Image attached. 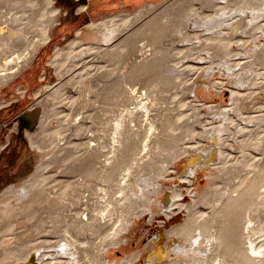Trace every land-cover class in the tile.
<instances>
[{"label":"bare ground","instance_id":"1","mask_svg":"<svg viewBox=\"0 0 264 264\" xmlns=\"http://www.w3.org/2000/svg\"><path fill=\"white\" fill-rule=\"evenodd\" d=\"M21 1L20 6L16 7L13 4V0H0V87L9 83L31 65L40 47L45 45L51 38V27L54 23L58 22L59 11L53 6L54 0H42V5H39L35 0ZM195 1L197 0H183L179 4V6L182 4L181 6L184 8V14L179 20L176 19L175 23H171L175 31L178 32L172 37L168 35L171 33V31H168L171 25L165 26L158 20L159 22H157L158 25L156 24V29L155 25L152 24L151 27L154 29L150 37V43L145 31L139 33L140 37V34L143 32L145 33L141 38H139L137 30L126 35L135 22L144 16L143 10L138 12L136 18H131L130 16L127 22H124V19L118 21L115 18L113 20L107 19V21L92 22L88 24L84 30L79 31L78 34L83 36L86 40H94V44L88 45L87 48H80V50L77 51V56L93 54L94 50L97 51L102 46H107L104 58L107 59L106 61L110 64H115L120 63L125 55L122 46L132 51L135 49V46H142L141 49L142 52H144L146 51V46H150L151 44L153 46H159L161 42L169 41L170 39V42H172L171 50L174 51L173 46L179 42V38L186 40V43H190L194 40L196 42L195 45H200L198 46L199 49L197 48L198 50H201L204 46L211 48L216 56L222 53L233 56L234 51L231 48L234 44L236 45V43H238V40L236 38V40H234V38L228 39L224 37L223 28L227 27L229 30H233L236 27H249L252 24L257 25L258 18H256V16L258 12H264V10L256 11L259 5L258 0H252L253 4H249V7L244 5V7H242L239 2L241 0H229L230 5L232 1L234 2V5L230 7V12L228 14H226V12L222 13L219 17V10L221 9V12L224 9V6H219V1L221 0H198L202 4L203 9L213 8L215 14L213 16H206L203 11L202 13L199 12V14L194 12L190 15L195 20L194 28L198 30L191 36V32L188 30L191 26L188 28L186 25L189 19L186 21L184 15L194 10L193 3ZM260 7L261 6H259V8ZM201 31H207V33L201 34ZM250 32L251 30H249V33ZM255 32L257 34V31ZM211 33L214 35H209ZM123 35H126V37L116 43ZM250 38L251 37L248 39ZM73 45L83 46L81 42H74ZM243 45H245V43ZM192 48L195 50V47ZM171 50H169V52ZM169 52L166 51V54L164 53L161 56L157 54L151 57L147 56L146 60L144 59L145 61L140 65L131 66L128 62L126 63L124 61L126 64L122 65L120 68V77L115 80L113 79V81L109 82V85H106L109 87V91L112 93L114 92L120 98L121 102L120 104L118 103L117 106L122 104L124 108L122 110L119 109L120 112L118 111L119 113L112 116V118L109 113V116H107L108 122L104 117L105 112L103 115L101 114L102 118L105 120V122H103L104 120L102 119L103 124L108 127L110 126L109 142L107 145L102 141L94 144L91 142V146H89L88 143V148L90 147L92 153L87 155L86 161L84 160L85 163L83 162L84 164L80 163L78 166L74 165L76 163L72 164V157L75 156L73 149L76 150V148L73 147V144H68L69 139L63 132L58 133L57 140L54 141V143L48 144L41 142L39 136L46 132L39 131L34 134L27 133L32 148L41 156V168L47 165L45 162L48 161L49 163L51 161V163L53 162L54 164L56 163L62 166L67 165L71 172L84 173L86 177L92 174L96 176L95 178L98 177L103 183H101L99 189L96 186L98 193L95 195L93 194L94 196L84 197L82 203L76 199L77 197L71 200L68 199L66 194H64L65 192H59L58 186L54 187L51 191H44L43 182L45 177H42L40 171H38L39 173H34L24 184L12 185L8 188L0 195L1 218H6L7 216V220H5L7 222L9 219L8 217L15 219L14 217L18 216L20 217L19 219L22 218L28 222L30 221V226L36 224L38 227L35 226L38 229H34V232L30 234L25 233L22 235L26 238L25 240L29 239L27 242L24 240L26 245L21 244V246H24V248L22 247V251H20V248L17 246L13 247L12 244L11 246L13 248H9V245H7L9 247L6 249L3 247L5 251L3 256H0V263L7 262V259L10 260L11 256L13 260L16 258L13 264H57L60 261V258L55 257L56 251L53 250L43 255L32 253L33 250H38L43 247L53 248L44 245L48 240H38L40 239L38 237L39 233H48L45 227L49 218L46 217L43 219L39 211L43 206L50 207V204L52 205V203L59 202L60 204L58 207L60 210L69 209L70 213L68 217L71 221L70 224L65 226L62 230V235H60L64 241L63 253L76 255L75 261H77L78 264H106V257L103 256V252H105L106 248L109 246H119V244H121V242L118 243L119 237L122 236L120 234L132 230L133 224H131V222L133 221V217L140 218L142 213L143 215H149L148 224L150 226L157 220V223L152 226L154 232L152 241L155 242L149 243L145 248V251H149L148 248L150 245H152V243L155 244V247H152L154 252L149 253L146 258V264H264V191L262 190L264 188V154L263 158L257 163L251 162L250 160H248L250 162L246 161V169L250 172V174H247L249 175L247 177H250L248 183L241 181V185L239 184L240 186L237 188L234 187L233 190H229L227 187V190L223 191L220 196L217 195L219 194L217 189L214 191L212 190L213 192L210 190L209 192L205 191L199 196L196 202L194 201L190 206L187 205L188 207L181 201V196H183L182 190L187 188V185L194 181V179H198L199 172H208V170L213 168L211 165L214 164L216 159L221 161V163L223 162L220 166L216 165L217 168L224 166L227 169V158L229 155L222 148L226 146V142L229 140V136H224L228 130L231 131L229 128H231L233 124L232 115L235 114V116L237 115V117L245 121L252 120L255 124L258 121L264 122V114L256 115L253 119L242 115L243 107L247 108V104L241 98L242 94L236 91L230 92L233 97V104L230 107L231 111H229V108L219 109V111L214 114L218 119V122H215L221 125L215 126L214 124H209L203 132L202 138L209 144V147L207 149L201 147L195 152L193 151L192 156L188 155L187 160L183 162V166H185L184 173L190 179L184 180L182 178V180H180L182 183L179 184L180 189L177 190L176 188V190H171L172 193L170 196L167 195V193L166 200H164V198L160 201H156V199L150 196V193L154 190L156 191L155 196L158 194L157 198L161 197L159 194H161L160 189L162 185L157 181V178H159L161 174L166 177V174L171 168L169 167L170 162L177 161L179 156L184 154L185 147H181L180 143L184 137H189V139H192V141H190L193 143V139L196 137L198 138L200 135L194 132L193 126L198 122L196 121L198 119V114L195 110L187 115V118L191 117L192 119L190 123H187V118L183 119V114L177 112L185 105L182 101L183 96L179 94L178 91H185L186 89V92H195L197 94L196 97L201 98L204 95L203 87H207L206 81L200 82L201 85H203L201 86L202 88H200L203 94L199 95L201 90L196 88L199 85L196 86L192 84L193 86H188L191 76L194 75L197 69L194 65H188L185 68L182 66L183 68L179 71H183V73H181L183 77L177 73L173 78H169L170 76L167 77V75L165 76L162 74L164 71L161 72L160 66L162 62L167 60ZM66 54H68V51L58 48L53 61H59L62 57L64 58ZM195 57L197 58L198 56ZM234 66L235 65H232L230 68L233 70L235 68ZM103 71H105L106 74L114 73L110 68ZM254 71L253 73H255ZM232 74L233 77L235 75L238 77V74L235 72ZM256 75L257 74H255V76ZM57 76L59 79H63L64 72L59 71ZM142 77L148 79L150 84L149 88H147L148 83L146 86H133V84L138 79H142ZM261 81L263 82V80ZM69 82L64 83L62 86H65V84ZM91 82L92 81H86L83 83L81 81V84L76 86L77 91L80 96H82V100L79 101L75 107H72L74 122H77L79 119L89 118L90 115L87 113L89 110L93 111L92 116L95 121L96 118H100L96 110L99 105L97 106L95 99L91 100L90 95L93 94L97 98L101 97L102 95H99L101 87L96 89L98 84L96 83L97 85H93ZM76 83H78V81ZM233 83H235V81ZM106 89L108 88L106 87ZM106 92L108 93V91ZM56 95H58V93ZM61 95L62 94L59 95L60 98ZM207 96H209V94ZM210 97L212 98L213 94H210ZM62 100H64V97H62ZM100 100H103V98ZM105 100H103L104 103L106 102ZM103 102L101 101V103ZM64 104H67V102ZM107 104L109 103H105V105ZM103 105L99 106L102 110ZM206 105L207 104H203V106ZM210 106L209 112L212 114L216 105ZM105 111L107 112V109ZM39 115V108L34 107L27 111L26 120L28 121L29 129H34V127L37 126ZM92 116L90 118H92ZM112 121H114V123ZM97 122H99V120ZM257 126L256 124L254 128H257ZM104 127L105 126L100 130V133L103 132V134H101L100 137L97 136L98 138L104 139L106 137L105 133L109 132L108 130L106 131ZM78 130L80 131V129ZM74 131L76 132V128ZM93 132L94 130H92L91 135L95 138L96 136L94 137ZM47 135L48 134H45V136ZM96 138L95 140H98ZM241 142H243V140H241ZM241 142L239 140L240 145ZM227 146L229 145L227 144ZM106 147H108L107 153L104 151V153H102L101 150L104 148L106 149ZM190 148L193 149L195 146ZM244 152L247 153L246 151ZM102 157L104 158L102 159ZM39 167L40 166H38V168ZM231 171H233V169ZM214 178V175L210 176V179L213 180ZM210 185L211 183L209 184L211 188ZM236 189L240 190L235 194ZM117 193L120 195H116ZM216 195L218 197H216ZM162 196H164V194ZM213 196L216 199L212 201L210 199ZM186 198L187 197L183 196V199ZM209 200L210 203H213L211 207L212 214L210 216H205L196 206L197 203H205ZM79 202L80 205L84 206L86 213L84 219L81 218L83 212L78 213L77 210H73V207H78ZM162 206L164 207L159 210ZM139 207H143V210H139ZM137 208L139 211H137ZM116 211L121 213L122 217L119 226L116 225L114 218ZM256 219L260 220L257 225L254 222ZM161 220L165 221V225ZM40 221L43 222L45 226H42L43 223L41 224ZM39 225H41L42 228H39ZM167 226H170V229H166ZM197 228H200L202 231L200 235L207 238L206 245L202 244V240L201 242H189L185 247V242L195 237L194 233ZM7 229L10 230L11 228L9 229L7 225L6 227H1L0 234L1 231L3 233L7 232ZM180 235L184 237V240L179 238ZM23 237H21V239ZM173 237L176 238L175 243L172 248L170 247V251L167 250L166 252L165 249L163 250V244L169 245L166 243V240H172ZM97 240L101 241L97 243ZM127 240L129 239L126 238L125 242ZM1 245L0 243V246ZM3 245H6V243ZM18 246L20 247V245ZM58 251L60 250H57V252ZM171 251L177 256L176 259L169 258L168 255ZM50 252L53 253L49 255ZM47 255L51 258H49L50 260H48V257H45ZM141 255V252L132 254L125 260L124 264H136L137 260L141 258ZM182 256H184V259L180 258ZM45 259H47V262Z\"/></svg>","mask_w":264,"mask_h":264},{"label":"rangeland","instance_id":"2","mask_svg":"<svg viewBox=\"0 0 264 264\" xmlns=\"http://www.w3.org/2000/svg\"><path fill=\"white\" fill-rule=\"evenodd\" d=\"M181 1L183 0H54L53 1L54 8H56L59 11V17L57 19L58 22L54 23V25L50 29L51 38L45 45L40 47L39 52L37 53L35 59L32 61L29 67L23 70L17 77H15L9 83L0 87V195L3 194L12 185L24 184L26 180H29L30 177H32L34 173L36 174V172L38 171H40L42 177H45V180L43 182V188H45L44 191L45 190L47 192L51 191L52 189H54V187L58 186L59 192L61 193L65 192L64 194H66V197H68V199L71 200L77 197L76 199L81 201V203L84 197L94 196L96 193H98V189L99 187H101V183L103 182L99 180L98 177H97L98 179L95 178L96 176H93L92 174H89L86 177L84 173L71 172V170L68 169L67 165H63L64 166L63 167L60 164H56V163L54 164L53 162L51 163V161L49 163L48 161L45 162L47 165H44L41 168V164H42L41 156L36 150L32 148L27 133L34 134V133H38L39 131L46 132L44 134H40L39 136L41 142L48 144V143H54V141L57 140L58 133L63 132L70 140V142L68 140V144L71 143L74 145L73 147L76 148V150L73 149L75 156L72 157L73 161L71 162L72 164L76 163L74 165L77 166L80 163L84 164L86 161L85 159H87V155L88 154L90 155V153H92L90 147L88 148V143L89 146H91L92 145L91 142H93L94 144L99 141H102L104 142L105 145H107L109 142L108 138L111 130H110V126L108 127L104 125L103 122H105V120L106 121L108 120L107 116H109V113L112 118V116L118 114L120 110H122L124 107L122 104L120 106H117L118 103L120 104L121 102L120 98L114 92L112 93L111 91H109V87L106 85L107 84L109 85V82L113 81V79L115 80L116 78L120 77L121 74L120 68L122 65H125L127 62L131 66L140 65L143 61L146 60L147 56L151 57L156 54L158 56H161L164 53L166 54V51L169 52V50H171L172 42H170L171 40L169 39V41H165L166 43L164 41L161 42L159 46H153L151 44L152 46L151 45L146 46V51L144 52H142L141 49L142 46H135V49H133V51L130 50L129 48L122 46L125 55L121 59L120 63L110 64L109 62L106 61L107 59L104 58L107 46H102L97 51L94 50L93 54L77 56V51H79L80 48H85V47L87 48L88 45L94 44V40L93 41L86 40L83 36L79 35L78 32L84 30L88 26V24L92 22H100L104 20L107 21V19L113 20L114 18L118 21H122L124 19L123 21L127 22L130 16L131 18H136L138 12L140 10H143L144 16L140 20L135 22L133 27L129 29L130 31L128 30L126 35H128L132 31L137 30L139 36V33H141V31H145L147 34L146 36H148L147 37L148 41L150 43L151 40L150 37L154 29L151 26L153 24L157 29L156 27L158 25L157 22L160 21L162 22L161 24L165 26L171 25V28H168L169 29L168 31H171V33L170 32L167 33H170L168 35L172 37L174 34H177L178 32L175 31V28L171 23H175L176 19L179 20L180 17H182V15L184 14L183 13L184 8L183 6H181L182 4L179 6ZM13 2H14L13 3L14 6L17 7L20 6L22 1L13 0ZM35 2H37L39 5L43 4L42 0H35ZM239 2L242 7L244 6L249 7V4H253L252 0H241ZM231 3H232L231 5H234L233 1ZM263 3L264 0H258L259 5L256 9L257 12L258 10H264ZM231 5L229 4V0L219 1V6H224L223 11L220 12L221 9L219 10L220 13L219 17L221 16L222 13L226 12V14H228L230 12ZM259 6L261 7L259 8ZM193 8H194L193 11H190L188 12L189 14L184 15V19L186 21L189 19L186 22V25L188 28L191 26V28L188 29L189 32H191L190 33L191 36H193L195 31L198 30L194 28L195 20L190 15H192L194 12L196 14L197 13L199 14V12L202 13L203 11L206 16L207 15L213 16L215 14L213 8L203 9L202 4L198 0L193 3ZM256 18H258L257 25L260 23L258 26L256 24L255 25L252 24L249 27L241 26V27H236L233 30H229L227 27L223 28L222 31L224 32L223 35L224 37L228 39L234 38V40L236 39L238 40V43H236V45L234 44L231 48L234 51L233 56L223 53L217 54L216 56L214 52H212L211 48H207L203 46L202 49L200 48L201 50H198L199 49L198 46L200 45L199 44L195 45L196 42L194 40H192V42L190 43L189 42L186 43V40L179 38L178 39L179 42H177L174 45L175 48L173 46L174 51L171 50L168 54L170 58L167 55V60L162 62L160 66V70L161 72L164 71L162 74H164L165 76L166 75L167 77L170 76L169 78H173L177 74L182 76L181 73H183V71H179L180 69H182L183 67L185 68L188 65H194L195 67H197L195 71L196 73L194 72V75L191 76V79L188 82V86L199 85L196 88L200 89L202 88L201 86H203L201 85L200 82L206 81L207 87L206 88L203 87L204 95L201 98H197L196 97L197 94L195 92H190V93L186 92V89L185 91L184 90L178 91V93L183 96L182 97L180 95L183 98L182 101L185 105L180 109V111L178 110L177 112L183 114V119H184L187 118V115H189L195 110V112L198 114V119L196 120L198 122H196L193 127H194V132L200 135L198 136V138L197 137L195 138L196 140L193 139V143L191 142L192 139H189V137L187 136H185L184 139L180 142L181 147H185L186 151L183 149L184 154H181L177 161H174L172 163L170 162L169 167L171 168L169 172L166 174V177L165 175L161 174L160 177L157 178V181L162 185L160 189L161 194H159L161 195V197L157 198L158 194L155 196L156 191L154 190H152V192L150 193V196L156 199V201H160L161 199L164 198H165L164 200H166L167 195L170 196V194L172 193L171 190H176V188L177 190H179L180 189L179 184L182 183L180 182L182 178L184 180L190 179L184 173L185 166H183V162L187 160L188 155L192 156L193 151L195 152L201 147L205 149L209 147V144L206 143L205 139L202 138L203 132L205 131L206 126H208L209 124H214L215 126L221 125L220 123H217L218 119L217 116L214 114L218 112L219 109L229 108V111H231L230 107L233 104L232 101L233 97L232 94L230 93L231 91H236L239 94H242L241 98L247 104V108L243 107L242 109L243 116L250 117L253 119L256 115L264 114V75H263L264 74V59H263L264 58L263 55L264 22H261L264 21V12L263 13L258 12ZM249 30H251L250 33ZM255 31H257V34ZM201 32H202L201 34L207 33V31H201ZM252 32L255 33L256 35L253 34ZM126 35L125 36L123 35L121 39H119L116 43H118L120 40H123L126 37ZM140 35L142 37L145 35V33L143 32ZM209 35H214V34L211 33ZM254 35L256 39L254 38ZM141 37L139 36V38ZM249 37H251L252 39L251 38H250L251 40L248 39ZM74 42H81L83 46L81 47L75 46L73 45ZM244 43L245 45H243ZM192 47H195V50ZM58 48L68 51V54H66L64 58L62 57V59L60 60L58 59L59 61L56 62L53 60L55 59L56 51L58 50ZM195 56H198L199 58L198 57L196 58ZM222 56H224L226 59ZM232 65H235L234 66L235 68L233 70L230 68ZM108 68L112 69V72H114L115 74L114 73L106 74L105 71L103 70ZM59 71L64 72L63 79L58 78L57 74L59 73ZM253 71L255 73H253ZM234 72L238 74V77L236 75L233 77L232 73ZM255 74L257 75L255 76ZM261 80H263V82ZM73 81L74 83L78 81V83L73 85L74 84ZM81 81L83 83L86 81H92L91 83H93V85L98 84L96 89H99L101 87L99 91V95L100 96L102 95L103 97L101 96L97 98L93 94L90 95L91 100L93 99L96 100L95 103L97 104V106L98 105L102 106L104 104L103 110L102 108L100 109L99 106L98 107L96 106L98 117H100L101 119L96 118L95 121L92 116L93 111L89 110L87 113H89L90 117L92 116V118L89 117L87 119H82V120L79 119L77 122L73 121L72 115L74 114V112L72 107H75L78 104V102L82 100V96H80L79 92L76 89V86L80 85ZM234 81L235 83H233ZM66 82L69 83L65 84V86H62ZM136 82L133 84V86L135 85L134 87H140L141 85L146 86L147 83H148L147 88L150 87V84L146 77H142V79L140 78ZM106 87L108 89H106ZM102 88H104L105 90ZM200 90L201 92L200 93L198 92L199 95L203 94L202 89ZM106 91H108V93ZM57 93L58 95H56ZM60 94H62L61 98L59 97ZM208 94L209 96H207ZM210 94L211 95L213 94L212 98L210 97ZM62 97H64V100H62ZM102 98L103 100H105L106 98L105 103L108 102L109 104L105 105L103 100H100ZM101 101L103 103H101ZM65 102H67V104H64ZM203 104H207V105L203 106ZM210 105L213 106L216 105L215 108L213 109L214 112L212 114H210L209 112L211 107ZM34 107L39 108L40 110L39 120L37 126H35L34 129H29L28 121L26 120V114L29 109ZM108 108L110 111L108 110ZM110 108L112 109V111ZM106 109L107 112L105 111ZM103 113L105 120L104 118H102ZM232 119H233V124L231 125V128H229L231 129L232 132L228 130L229 132L227 131V133L224 136V137L229 136L228 137L229 140L226 142V146L227 144L229 146L227 147L225 146L222 148L230 156V157L228 156L227 158V169L224 166L221 168H217V166H220L223 162L221 163V161H218L216 159L214 161V164L211 165V167H213L214 169L211 168L210 170H208V172L207 171L199 172L198 179L196 180L194 179V181H192L189 185H187L188 186L187 188H184L182 190L183 196L187 198L183 199V196H181L182 199L181 201L186 207H188L187 205L190 206L191 204H193L194 201L196 202L199 196L205 191L209 192L210 190L211 192H213L215 189H217L219 193L217 195L220 196V194L227 189L233 190L234 187L235 188L239 187L241 185V181L242 182L245 181L244 183H248L250 177H247L249 176L247 174L248 173L250 174V172H248L249 170L246 169V165H247L246 161L250 160L251 162L257 163L261 160V158H263L264 122L258 121L256 123L258 125L257 128H254L256 124L252 120L245 121L244 119L237 117V115L235 116V114L232 115ZM98 120L99 122H97ZM186 121H188L187 123L192 122L191 117L187 118ZM112 122L114 123V121ZM103 126H105L104 128H106L105 129L106 131L107 130L109 131L108 133L107 132L105 133L106 134L105 135L106 137L104 138L105 140L102 138H98L100 137L101 134H103V132L100 133V130L103 129ZM75 128H76V132L74 131ZM78 129H80V131ZM92 130H94L93 132L94 137L98 136L97 138L95 137L98 140H95V138L92 137L91 135ZM45 134L48 135L45 136ZM239 140L240 142L241 140H243V142H241V145L239 144ZM192 146H195V148L191 149L190 147ZM107 149L108 147H106V149L104 148L103 150H101V152L104 153L108 151ZM244 151H246L247 153H245ZM103 158L104 157H102V159ZM38 166L40 167L38 168ZM232 169L233 171H231ZM219 170L222 171L220 172ZM211 175H214L215 177L213 179L214 181L210 179ZM210 183H211L210 185L211 188L209 187ZM96 186L98 187V189ZM94 188L97 190H95ZM239 190L240 189H236L235 194L238 193ZM262 190L264 191V188ZM163 194L164 196H162ZM116 195L119 196L120 194L117 193ZM217 195L216 197H218ZM214 199L216 198L213 196L210 200L213 201ZM210 200L205 203L202 202L199 204L197 203L196 206V208L199 209V211L205 216L207 215L210 216L212 214L211 207L213 206V203H210ZM55 203H52V205L50 204V207L43 206L42 209L39 211L43 219H45L46 217L49 218L47 220L48 222L46 223V227H45V230H48V233H39L38 237L40 239L38 240L40 241L48 240V242L44 245L53 248L50 249L43 247L38 250H33L32 253H39L40 255H43L44 253L53 250L56 251L55 257L60 258L59 259L60 261L57 264H78V262L75 261L76 255L74 256L63 253L64 241L62 240V236H60L62 235V230L65 228V226H67L71 222L70 218L68 217L70 211L66 207H65L66 209L60 210L58 207L60 203L59 202H55ZM163 207L164 206L160 207L159 210L162 209ZM142 208L143 207H139V210L140 209L143 210ZM74 209L77 210L78 213L83 212L81 218L84 219L86 217L84 206L80 205V202L78 207L76 208L73 207V210ZM139 210L137 208V211ZM114 215H115L114 218L116 221V225L119 226L122 220L121 213L116 211ZM8 218L9 219L6 222L5 220H7V216L6 218L5 217L1 218L0 216V228L6 227V225L7 227H9V229L11 228L10 230L7 229V232L5 233L1 231L0 243L2 244L1 245L2 247L0 246L1 247L0 256L1 255L3 256V253L5 251L3 247H5L6 249L9 246H10L9 248H11L12 246L13 247L17 246L18 248H20V251H22L23 250L22 247L24 248L23 245H26V242L29 240V239L25 240L26 238L23 237L22 235H24L25 233L30 234L34 232V229H38L37 228L38 226L36 224L35 225L37 227L35 225L30 226L31 224L30 221L28 222L22 218L19 219L20 217L18 216L14 217L15 219H13L12 217H8ZM148 220H149V215L147 214L143 215V213L140 218L133 217V221L131 222V224H133L132 230H130L127 233L120 234L122 236L119 235L120 237L118 243L121 242V244H119V246L117 247L109 246L106 248V251L103 252V256L106 257V264H124L125 260L136 252L142 253L141 258L137 260L136 264H146V258L148 257L149 253L154 252V249L152 247H155V244L152 243V245H150V247L148 248L149 251H145V248L149 245V243L155 242L152 241L154 238V232L152 226H154L157 223L156 220L155 223L150 226L148 224ZM258 221L260 220L256 219L254 221L256 225L259 223ZM161 222L164 224L165 221L161 220ZM42 223L43 222H41V224ZM43 225L45 226L44 223L42 224V226ZM42 226L39 225V228L40 227L42 228ZM166 229H170V226H167ZM201 232H202L201 229L197 228L194 233L195 237L185 242V247L189 244V242L191 243H194V241L201 242L202 240H203L202 244L206 245L207 238L205 236L204 237L201 236L200 235ZM21 237H23L24 239L22 238L23 239L22 240ZM126 238H128L129 240L125 242ZM173 238L172 240H168V239L166 240V243H168L170 246L167 244L166 245L163 244L164 245L163 250L165 249L166 252L167 250L170 249V247L171 248L173 247L176 239L175 237ZM179 238L181 240H184V237L182 235H180ZM24 240L26 242H24ZM97 241H98L97 243H99L101 240L100 241L97 240ZM5 243L6 245H3ZM17 244L20 245V247ZM21 244L23 245L21 246ZM57 250H60L58 252L61 253H58ZM51 253L53 252H50L49 255ZM49 255L45 257H48ZM168 256L169 258H175V259L177 258V256H175L172 251L171 253H169ZM183 257L184 256L180 258L184 259ZM49 258L50 257H48V260L51 259ZM14 260H16V258ZM14 260L11 256L10 260L7 259V262L0 264H13ZM46 260L47 259H45V261Z\"/></svg>","mask_w":264,"mask_h":264}]
</instances>
